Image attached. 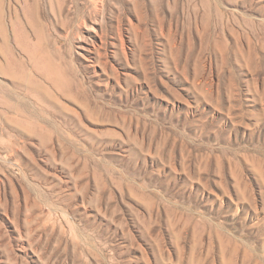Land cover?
<instances>
[{
    "label": "rangeland",
    "instance_id": "rangeland-1",
    "mask_svg": "<svg viewBox=\"0 0 264 264\" xmlns=\"http://www.w3.org/2000/svg\"><path fill=\"white\" fill-rule=\"evenodd\" d=\"M0 264H264V0H0Z\"/></svg>",
    "mask_w": 264,
    "mask_h": 264
}]
</instances>
